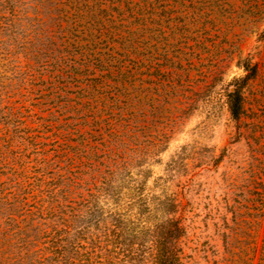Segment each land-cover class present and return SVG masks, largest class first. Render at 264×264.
Returning a JSON list of instances; mask_svg holds the SVG:
<instances>
[{
	"label": "trees",
	"instance_id": "obj_1",
	"mask_svg": "<svg viewBox=\"0 0 264 264\" xmlns=\"http://www.w3.org/2000/svg\"><path fill=\"white\" fill-rule=\"evenodd\" d=\"M135 1L0 0V264L189 263L185 215L202 191L200 174L182 184L179 199L145 191L153 165L210 86L185 83L167 51L150 59L146 42L136 62L132 25L146 23L153 7L138 18ZM231 1L200 3L213 9ZM243 1L264 16V0ZM160 10V34L166 26L173 39L186 35L172 10ZM246 69L244 80L255 79V66ZM246 105L235 85L226 106L236 129L231 143L247 147L241 157L238 147L216 155L196 143L167 168L170 179L188 177L227 158L221 181L232 186L243 179L241 165L251 167L248 184L220 202L225 214L211 216L224 264H254L251 239L264 218V119L243 131ZM218 116L208 113L199 136L211 134ZM257 264H264V234Z\"/></svg>",
	"mask_w": 264,
	"mask_h": 264
},
{
	"label": "rangeland",
	"instance_id": "obj_2",
	"mask_svg": "<svg viewBox=\"0 0 264 264\" xmlns=\"http://www.w3.org/2000/svg\"><path fill=\"white\" fill-rule=\"evenodd\" d=\"M201 0H149L143 2L136 0V17L141 8L149 7L152 15H147L146 23L137 20L132 29L135 32V46L137 54L135 60L140 63L143 59V44L153 52L150 59L161 60L160 54L167 51L169 58L179 62L183 69V80L187 84L199 83V90L203 89V82L210 88L206 100L200 104V108L173 133L168 148L163 152L158 163L152 167V177L147 183L145 194L152 196H174L181 198V186L190 178L200 174L197 180L203 184L200 195L191 196V213L186 212L190 218V244L192 248L187 250L191 254L188 264H214L213 260L224 264V246L221 238L215 231V222L211 216L225 214L222 199L225 194L231 192L232 188L246 186V178L250 176L251 167L247 164L241 165L240 175L243 178L235 185L222 183L221 175L228 171L227 158L218 169L204 167L190 173L188 177L168 178V164L173 160L185 146L197 143L204 153L205 148H212L219 155L224 148L238 147V157L246 150L245 142L242 141L235 146L233 141L236 129L230 121V114L226 106L228 94L238 85L240 92L246 99V106L250 118L245 120L243 131L247 125L260 122L264 119V16L252 15L249 6L243 0L231 1V7L221 3V6L213 9L207 4H201ZM262 4V3H260ZM165 6L172 10L171 18L175 22L185 23V34H177L176 38L170 34L169 29L164 26V34L158 32L155 22L159 19L157 14L160 7ZM148 8V9H149ZM257 13V9L253 11ZM196 13L195 20L199 24L194 25L191 15ZM204 25V27H202ZM157 29V30H156ZM144 31V34H143ZM173 47L169 48V45ZM256 68L255 79L244 80L251 74L246 68ZM209 112H217L218 118L211 122V134L199 136L198 127L201 126ZM264 146V141L262 142ZM256 153V149H254ZM263 153V151H261ZM207 153V152H206ZM247 157V155H246ZM262 154H253L251 158L256 160ZM187 201L183 200V205ZM190 208V207H189ZM264 218L251 239V255H255L254 264L258 263L260 250L263 242ZM208 250L203 252L202 250ZM208 255V259L205 256Z\"/></svg>",
	"mask_w": 264,
	"mask_h": 264
}]
</instances>
